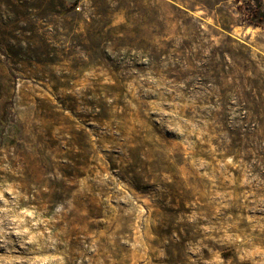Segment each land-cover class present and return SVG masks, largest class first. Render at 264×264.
<instances>
[{
    "label": "rangeland",
    "instance_id": "rangeland-1",
    "mask_svg": "<svg viewBox=\"0 0 264 264\" xmlns=\"http://www.w3.org/2000/svg\"><path fill=\"white\" fill-rule=\"evenodd\" d=\"M256 8L0 0V264H264Z\"/></svg>",
    "mask_w": 264,
    "mask_h": 264
},
{
    "label": "trees",
    "instance_id": "trees-1",
    "mask_svg": "<svg viewBox=\"0 0 264 264\" xmlns=\"http://www.w3.org/2000/svg\"><path fill=\"white\" fill-rule=\"evenodd\" d=\"M254 13L251 16V22L264 27V18H263V7H262V1L261 0H257V8L254 10Z\"/></svg>",
    "mask_w": 264,
    "mask_h": 264
}]
</instances>
